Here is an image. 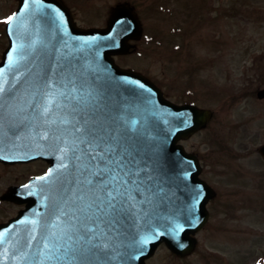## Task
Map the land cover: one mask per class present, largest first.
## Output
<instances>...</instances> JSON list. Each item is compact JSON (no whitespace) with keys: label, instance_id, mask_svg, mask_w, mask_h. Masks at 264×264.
Here are the masks:
<instances>
[{"label":"water","instance_id":"1","mask_svg":"<svg viewBox=\"0 0 264 264\" xmlns=\"http://www.w3.org/2000/svg\"><path fill=\"white\" fill-rule=\"evenodd\" d=\"M17 7L0 60L2 154L40 150L54 158L25 185L38 186L39 195L3 226L11 240L0 264H80L84 225L108 245L88 257L91 264H144L160 242L184 249L207 219L208 195L198 160L177 141L203 126L209 110L172 103L146 76L116 65L112 55L127 53V39L141 35L129 5H116L105 28L77 26L62 0H18ZM101 137L138 181L110 232L95 220L108 190L97 175ZM259 151L264 156V144Z\"/></svg>","mask_w":264,"mask_h":264},{"label":"rangeland","instance_id":"2","mask_svg":"<svg viewBox=\"0 0 264 264\" xmlns=\"http://www.w3.org/2000/svg\"><path fill=\"white\" fill-rule=\"evenodd\" d=\"M67 1L83 27L104 26L118 3L133 5L143 35L116 61L143 72L171 100L212 110L206 125L181 143L204 161L221 160L210 177L221 175L229 192L232 186L233 234L201 235L223 259L233 255L215 264H264V159L257 150L264 99L256 97L264 87V0ZM15 6L16 0H0V57Z\"/></svg>","mask_w":264,"mask_h":264},{"label":"flooded vegetation","instance_id":"3","mask_svg":"<svg viewBox=\"0 0 264 264\" xmlns=\"http://www.w3.org/2000/svg\"><path fill=\"white\" fill-rule=\"evenodd\" d=\"M197 156L201 163L200 177L214 191L206 204L207 212L209 213L208 219L200 230L189 234L193 237L194 243H191L187 250L176 252L164 243H160L155 252L145 260L144 264H215L233 256L232 254H225L227 257L223 259V254L221 255L215 250L211 251L207 247L206 242H204V236L202 237L201 235L208 232L212 235L227 234L231 237L233 233H231V226L227 222L233 213L234 203L232 201V186L229 187V192L221 175L210 177V173L217 169L221 160H209L207 162L204 161L200 154H197ZM47 165L48 160L43 158L16 161L15 163H9L5 159L0 158V225L7 224L25 207L24 203H20L19 200H11L7 196L10 186L21 185L29 180L30 177L44 173L47 170ZM9 172L15 175L13 182H10L8 178ZM219 172L221 171L219 170L215 174H219ZM221 215L228 216V218L221 217L220 219ZM4 238V234L0 233V240L4 241Z\"/></svg>","mask_w":264,"mask_h":264},{"label":"snow or ice","instance_id":"4","mask_svg":"<svg viewBox=\"0 0 264 264\" xmlns=\"http://www.w3.org/2000/svg\"><path fill=\"white\" fill-rule=\"evenodd\" d=\"M14 17H9L5 22L11 23ZM103 138H100V142L96 144L98 150L100 163L104 165L103 168L98 169L97 175L100 176V183L105 189H108L105 193L106 199L102 200L98 204L97 211L101 213L100 216H96L95 220L108 225V231L110 232L115 228V225L119 222V218L128 211L125 204L128 203L131 193L134 188H130L129 185H136L138 181L131 180L129 177L136 175L129 171L127 162L124 159V154L117 155L118 149L114 146L107 145L101 147ZM91 147V145H90ZM91 159L96 160L97 155L92 154ZM91 205L88 208L91 209ZM104 233L98 232L95 228L84 225V235L81 237L83 243L80 245L78 251L84 259L80 264H91L88 257L95 254L97 249L106 248L108 245L101 242L102 235ZM150 241L148 239L143 240V244H147ZM99 264V261L96 262Z\"/></svg>","mask_w":264,"mask_h":264}]
</instances>
